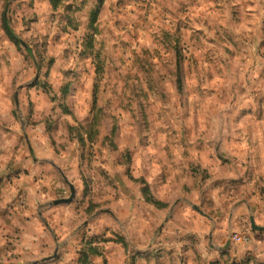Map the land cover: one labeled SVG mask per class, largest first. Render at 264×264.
<instances>
[{"label":"rangeland","instance_id":"obj_1","mask_svg":"<svg viewBox=\"0 0 264 264\" xmlns=\"http://www.w3.org/2000/svg\"><path fill=\"white\" fill-rule=\"evenodd\" d=\"M251 216L264 0H0V264H264Z\"/></svg>","mask_w":264,"mask_h":264},{"label":"water","instance_id":"obj_2","mask_svg":"<svg viewBox=\"0 0 264 264\" xmlns=\"http://www.w3.org/2000/svg\"><path fill=\"white\" fill-rule=\"evenodd\" d=\"M69 188H70V196L68 198H60V199H56L54 201H52V205H57V204H61V203H68L70 202L74 196H75V188L72 184H69ZM194 209H196V211L202 215L203 217L207 218L209 221H210V224L212 225V229H214V226H215V221L212 217H210L209 215H206L203 211H201L198 207H194ZM250 223H251V227L254 229V230H264V227H260V226H257L255 225L254 223V218L251 216L250 217ZM213 231V230H212ZM212 233H210L211 235ZM230 241L231 239L229 238L226 245H229L230 244ZM55 255H53L52 257H54ZM52 257H48V258H45V259H42L41 261H45V260H49L51 259ZM39 263L38 261L33 263V264H37Z\"/></svg>","mask_w":264,"mask_h":264},{"label":"built area","instance_id":"obj_3","mask_svg":"<svg viewBox=\"0 0 264 264\" xmlns=\"http://www.w3.org/2000/svg\"><path fill=\"white\" fill-rule=\"evenodd\" d=\"M231 241L241 244H247L250 241V236L245 232H241V233L235 232L232 233L231 235Z\"/></svg>","mask_w":264,"mask_h":264},{"label":"crops","instance_id":"obj_4","mask_svg":"<svg viewBox=\"0 0 264 264\" xmlns=\"http://www.w3.org/2000/svg\"><path fill=\"white\" fill-rule=\"evenodd\" d=\"M195 212V211H194ZM196 213V212H195ZM197 214V213H196ZM239 214H240V208H238V210H236L235 212H234V215H233V220H232V224H233V226L234 225H237L238 224V221H237V217L239 216ZM199 216H200V218H205V217H203L202 215H200V214H198ZM212 217V216H211ZM230 218H231V215H230ZM214 219V218H213ZM215 221V220H214ZM216 223V222H215Z\"/></svg>","mask_w":264,"mask_h":264},{"label":"trees","instance_id":"obj_5","mask_svg":"<svg viewBox=\"0 0 264 264\" xmlns=\"http://www.w3.org/2000/svg\"><path fill=\"white\" fill-rule=\"evenodd\" d=\"M3 23H4V29H5V31H6V33H7V35L10 36L12 39H15V37H14L12 31L10 30V27H9V26L7 25V23L5 22V19L3 20ZM156 203H158V202H156Z\"/></svg>","mask_w":264,"mask_h":264}]
</instances>
